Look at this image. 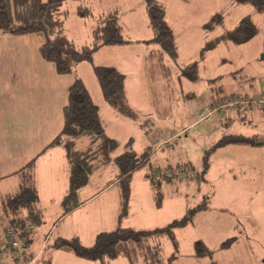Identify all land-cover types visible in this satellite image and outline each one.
Instances as JSON below:
<instances>
[{"label": "rangeland", "instance_id": "rangeland-1", "mask_svg": "<svg viewBox=\"0 0 264 264\" xmlns=\"http://www.w3.org/2000/svg\"><path fill=\"white\" fill-rule=\"evenodd\" d=\"M162 1L167 7V21L179 49L177 60L168 54L161 59L148 57L150 52L156 53L161 47L147 25L144 0H87L95 16L116 6L122 8V33L130 41L124 47L113 45V48H107L112 50H105L107 55H104L106 52L102 55L107 64L125 74L126 100L133 115L123 114L104 99L91 63H80L77 75L80 74L90 89L108 134L120 145L119 152L132 149L141 155L151 149L150 162L133 173L132 198L135 199L136 216L123 225L161 227L183 216L189 206H196L207 198L209 208L199 212L192 223L176 230L180 249L172 261L169 259L174 253L173 244L164 238L166 264H211L210 257L194 255L198 241L214 251L213 259L217 264H264V145L228 144L208 153L228 135L264 139V108L223 103L231 96L252 95L264 89V11H258L252 5L234 4L232 0ZM78 3L69 1L64 9L66 32L80 47L91 41L95 18L80 16ZM203 3L206 12L201 11ZM219 11L224 12V22L207 29L211 16ZM246 15H251L256 23L257 33L244 43L229 40L217 43L200 63L198 77L190 78L184 67L200 59L206 41L233 29ZM39 37L37 34L12 35L0 31V79L4 78L5 72L13 73L15 77L26 72L24 77L29 80L32 72H37L29 81L31 89L26 88L24 98L16 97L19 107L8 102L7 111L1 108L4 103L0 82L2 172L25 164L63 126L62 112H56L51 106L52 110L46 108V90L32 86L44 74L48 78L47 69L52 67L40 55ZM65 77L74 80L75 75ZM67 101L68 92L65 104ZM216 102L220 104L213 107ZM201 109L211 114L201 117ZM87 142V137H81L78 148ZM206 156H209V164L205 162ZM116 172L117 167L111 162L91 174L84 195L100 191ZM147 172L156 177L176 172L175 179L163 185L165 198L161 209L155 206ZM15 177L8 183L2 180L0 187L16 188L15 192L19 189V178ZM119 210L120 187L116 184L84 208L75 210L73 217L68 216L59 227L69 224L70 228L83 234L82 243L91 246L98 232L118 226ZM6 225L7 220L0 213L1 242L6 239ZM59 229L50 234L51 243L59 237ZM232 237L237 240L220 249L222 242ZM29 251L37 254L33 244ZM7 252L9 255L1 258L3 264H27L24 258H16L11 251ZM50 252L45 250V257L37 258L34 263L50 264L46 261L50 260Z\"/></svg>", "mask_w": 264, "mask_h": 264}, {"label": "trees", "instance_id": "trees-1", "mask_svg": "<svg viewBox=\"0 0 264 264\" xmlns=\"http://www.w3.org/2000/svg\"><path fill=\"white\" fill-rule=\"evenodd\" d=\"M69 1L72 0H0V31L12 35H40V55L54 67L59 75L75 73L76 66L82 62L91 63L104 99L123 114L132 116L133 111L126 100L125 74L114 66L94 63V55L100 48L122 45L130 41L122 33L119 6L95 16L87 0H73L79 2L77 13L80 16L95 18L91 43L79 47L66 32L64 5ZM144 2L149 27L153 32L154 40L161 47V54H168L173 60H177L179 49L174 41L172 27L167 21L165 3L161 0H144ZM232 2L238 5H252L258 11H264V0H232ZM223 22L224 12L219 11L211 16L206 28L212 29ZM257 31L256 23L251 15L244 16L233 29L226 30L216 39L207 40L202 48L200 59L186 64L184 72L190 78H197L200 63L205 60L207 52L217 43L222 40L237 44L244 43L251 39ZM151 53L150 57L154 56L155 52ZM219 89L223 91L221 87ZM263 92L264 90L246 96L240 94L239 98H255ZM235 97L238 96H231L226 100ZM219 104L216 102L213 107ZM246 107L264 108L260 105H247ZM62 116L63 126L60 132L36 156L12 173L22 175V182L15 193L2 197L0 213L7 220L5 248L14 252L8 240V230L14 229L26 242L27 248L21 257L23 258L31 242L33 226L42 224L40 197L33 174L34 166L40 155L58 145L65 149L69 168L68 187L61 201L62 216L70 214L82 204L79 192L89 183V176L111 162L115 163L117 172L109 184L116 182L120 187V210L117 216L118 226L113 230L97 233L91 246L83 244L78 236H74L71 238L58 237L50 244V248L67 251L84 260L100 264H111L121 256L126 257L130 264H166L163 258V240L168 238L174 247V253L169 261L176 258L180 249L176 230L192 223L199 212L207 210L209 208L208 199L206 198L196 206H189L183 216L174 218L161 227L124 226L123 223L132 214L133 173L150 162L151 149L145 150L141 155L132 149L119 152V143L108 135L100 109L80 77H75L68 89V101L63 106ZM81 137H87L88 144L78 148L77 143ZM131 142L132 140L128 145ZM228 144L264 145V139L255 136L228 135L219 140L208 153ZM205 162L209 164V156H206ZM145 175L150 180L156 208H163L165 198L163 185L166 182H172L176 177V172H167L158 177L151 172ZM236 240V237H232L223 241L220 249L232 245ZM195 247L196 257H210L211 264H217L213 259L214 251L210 250L204 242H196ZM14 257L20 258L15 255Z\"/></svg>", "mask_w": 264, "mask_h": 264}, {"label": "crops", "instance_id": "crops-1", "mask_svg": "<svg viewBox=\"0 0 264 264\" xmlns=\"http://www.w3.org/2000/svg\"><path fill=\"white\" fill-rule=\"evenodd\" d=\"M165 1H167V0H165ZM187 1L191 2V1H198V0H187ZM205 1H208V0H205ZM202 2H204V0ZM204 5L205 4L203 3V9L201 11L206 12L207 9H206V7H204ZM119 8H120V6H119ZM121 16H122V8H120V20H121ZM147 25L149 27V19L147 20ZM91 40H92V38H91ZM90 43H91V41L89 43H86L83 45H87ZM118 46L124 47L127 45L122 44V45H118ZM113 47L114 46H106V47L100 48L94 55V63H95V59H97L99 62H97L95 64H97V65H105L106 64L108 66L109 64H107L105 62L107 60H106V57L104 56V55H107L108 51L106 52L105 50H112V49H107V48H113ZM103 52H106V53L104 55H102ZM150 55H152L151 52H150ZM150 55H149V57H150ZM157 55H159L160 57ZM164 55H162L160 50H159V51H157V53L154 54V56H152V58L161 59L162 57H164ZM108 57H109L108 59H111V56H108ZM109 66H113V65H109ZM78 67H79V64L76 66L75 73H73V75H75V77H80L82 79L80 74H79V76L77 75ZM47 70L49 73V77L46 78V76H45L46 74H44L39 80H37V81L35 80L32 83V86L36 87L38 90L40 88H42V90H46L45 96L47 98H46V100L44 99V103H46V108L48 110H52L54 108L53 110L56 109V112L59 110V113H60V111L62 112L63 106L65 105L64 101L67 99V92H68L67 90L69 89L70 85L72 84V82L74 80L73 79L67 80L66 78H68V77L64 78V75L57 74L53 66L49 67V69H47ZM40 71H41V69H40ZM25 73L26 72L18 73L15 77V75H13V73L5 72V75L3 76L4 78L0 79V82H2L1 83V89H2V96H3L2 99H3V103H4V105H2L1 108L3 110L5 109V111H7V107H8L7 103L8 102L14 104L15 108L19 107V105H17L18 101H17L16 97H19V99L20 98L23 99L24 98L23 95H25L24 91L26 90V88L31 89L30 88L31 84L29 83V81L37 72H32L29 80L25 79V77H24ZM39 73L42 74L41 72H39ZM70 75H72V74H70ZM63 81H64L65 85H63ZM87 88H88V86H87ZM89 91H90V89H89ZM64 94H65V97H63ZM50 106L53 108H51ZM101 116H102V114H101ZM62 118H63V116H62ZM57 134H54V136H51L52 138H50L48 140V143ZM87 144H88V142H87ZM51 148L48 149L46 152H44L42 155H40L38 157L36 164L34 166L33 174H34L35 184H36V187H37V190L39 193V197H40L39 206H40V213H41V217H42V224L37 226L35 229H33V233L31 235V242L29 243L28 250L25 253V256L23 257L24 258L23 260L25 262H27V264H35V263H37V261H35V260L37 258L40 259L41 256H44V251L48 249L51 251L49 253L50 260L46 259V261H50V264H100L99 262L84 260L82 258H79V257L73 255L72 253H68L67 251L58 250V249H51L50 248V243H51L50 234L53 231L60 228L59 229V231H60L59 237L71 238L74 236H78L80 239H83V234L76 231V229H74V228H70L69 224L68 225L64 224L62 227H59L60 224L62 222H64L66 220V218H68V216L73 217L72 214L75 212V210H77V209L79 210L80 208H84L89 202H92L94 199L100 197L104 192H106V190H109L111 187H114L117 183L115 182V183L109 184V182L112 181L115 177L113 179H111L110 181H108L106 183V186H104V188H102L98 192H94L92 194L84 195V188H83L80 191V200H81L82 204L79 207L75 208L70 214L63 217L62 216L63 211H62V207H61V201L63 199V196L66 194L67 187H68V174H69L68 173V170H69L68 162H67V158H66V154H65V149L63 147H59L57 149H55V147H51ZM37 154H35L34 156H36ZM30 160H28V161H30ZM25 164H23V165H25ZM23 165L19 166L18 168H15L14 170H11V171L2 172L0 170L1 171L0 172V182L2 180H5V182L8 183L10 181V179H14V178H16L15 176H18L19 186H20L21 181H22V175L12 174V173H14L16 170H18ZM1 169H4V168H1ZM7 183H5V184H7ZM14 189H16V188H12L9 186L8 187L7 186L6 187H3V186L0 187V207H1V201H2L3 195H10V194L15 193L18 190L17 189L15 192H13ZM81 194H82V197H81ZM132 196H133V194L131 195L132 214H131V217L128 218L126 221H129L130 219H133L136 216V212L133 210V204L135 203V201H134L135 199L132 198ZM44 219H46V221H44ZM73 226H74V224H73ZM139 228H141V227H139ZM89 239H90V237H89ZM31 244H33V248L37 250V254H35V255L32 251H29ZM85 245H87V244H85ZM5 246H6L5 242L0 241V263L1 264H3L1 261V258L5 257V255L7 256V254H8V252H7L8 250L5 248ZM42 262H45L44 259H42ZM111 264H130V263L126 257L121 256V257L115 259L114 261H112Z\"/></svg>", "mask_w": 264, "mask_h": 264}, {"label": "built area", "instance_id": "built-area-1", "mask_svg": "<svg viewBox=\"0 0 264 264\" xmlns=\"http://www.w3.org/2000/svg\"><path fill=\"white\" fill-rule=\"evenodd\" d=\"M223 103H225L227 106H234L238 103L244 104V105H260L264 107V92L258 94L255 96V98H249L246 97L245 99H240L239 97H235L230 100H226ZM211 114V112H208L206 109H203L200 112L201 117H205L207 115ZM8 240L12 244V247L14 249L13 254L17 257H22L24 251L26 250V242L23 238H21L18 233L14 229L8 230Z\"/></svg>", "mask_w": 264, "mask_h": 264}]
</instances>
